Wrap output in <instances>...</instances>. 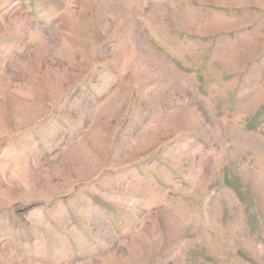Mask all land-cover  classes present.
Listing matches in <instances>:
<instances>
[{
    "label": "rangeland",
    "instance_id": "obj_1",
    "mask_svg": "<svg viewBox=\"0 0 264 264\" xmlns=\"http://www.w3.org/2000/svg\"><path fill=\"white\" fill-rule=\"evenodd\" d=\"M0 264H264V0H0Z\"/></svg>",
    "mask_w": 264,
    "mask_h": 264
}]
</instances>
